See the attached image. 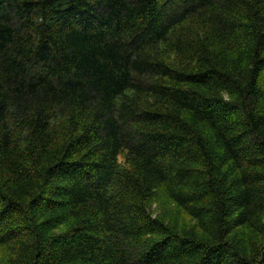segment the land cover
I'll list each match as a JSON object with an SVG mask.
<instances>
[{"label": "trees", "instance_id": "obj_1", "mask_svg": "<svg viewBox=\"0 0 264 264\" xmlns=\"http://www.w3.org/2000/svg\"><path fill=\"white\" fill-rule=\"evenodd\" d=\"M0 264H264V0H0Z\"/></svg>", "mask_w": 264, "mask_h": 264}, {"label": "rangeland", "instance_id": "obj_2", "mask_svg": "<svg viewBox=\"0 0 264 264\" xmlns=\"http://www.w3.org/2000/svg\"><path fill=\"white\" fill-rule=\"evenodd\" d=\"M119 162L124 165V166H129L128 163L126 162V152H123L120 156H119ZM152 210L153 212L159 213L161 211V207L158 204H153L152 205Z\"/></svg>", "mask_w": 264, "mask_h": 264}]
</instances>
